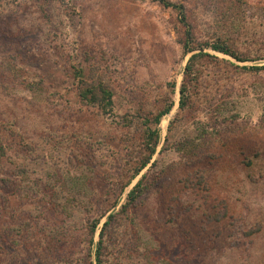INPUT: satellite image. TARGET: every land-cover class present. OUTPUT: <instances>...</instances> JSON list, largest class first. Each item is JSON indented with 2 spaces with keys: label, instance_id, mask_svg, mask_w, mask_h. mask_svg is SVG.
I'll use <instances>...</instances> for the list:
<instances>
[{
  "label": "rangeland",
  "instance_id": "1",
  "mask_svg": "<svg viewBox=\"0 0 264 264\" xmlns=\"http://www.w3.org/2000/svg\"><path fill=\"white\" fill-rule=\"evenodd\" d=\"M166 1L184 6L196 44L220 39L247 61L184 54L177 13L157 0H0V264H96L110 214L102 264H264V70L243 69L264 68V0ZM201 51L217 59L198 63L180 110L185 67ZM72 65L110 81L113 120L129 128L80 102ZM169 100L152 165L131 181L136 118ZM256 152L250 171L242 153ZM142 176L147 190L120 212ZM102 213L92 236L86 221Z\"/></svg>",
  "mask_w": 264,
  "mask_h": 264
},
{
  "label": "trees",
  "instance_id": "2",
  "mask_svg": "<svg viewBox=\"0 0 264 264\" xmlns=\"http://www.w3.org/2000/svg\"><path fill=\"white\" fill-rule=\"evenodd\" d=\"M157 2L162 5L165 8H170L174 10L177 13V17L179 19L180 24L182 25V28L184 29V39L182 40V49L184 54L193 53L196 50L200 49H210L211 51L222 54L225 56H229L233 59H235L238 62H246L247 58L240 57L228 44L221 41L220 39H214L211 42H208L203 45H198L194 41V36L191 31V28L189 27L187 23V15L186 11L183 5L174 4L172 2L166 1V0H157ZM204 59L215 61L217 58L209 53L206 52H197L192 54L187 62V65L184 70V79L179 89V109H183L187 106V103L190 100L191 89H195L197 81L199 80V70L197 69V65L199 62H201ZM245 71L249 72H259L263 71V67L253 66L243 68ZM98 69H95L94 67H89L88 70H85L81 65H72L71 66V79L75 82V90H76V96L79 98L80 102L83 103L87 107H92L97 109V111L105 117L111 118V121L114 123H117L118 125H122L124 128H129L133 121L130 119L125 122H115L114 119V97H115V89L113 85L110 83L109 80L105 78V76H98L97 74ZM33 85L28 84L26 88L28 90H31ZM174 88V84L172 86ZM174 106V102L172 100L166 101L162 103V108L152 117L143 115H138L136 118V129L139 131L140 135L139 138L141 139V143L138 145L139 150L136 154V156L133 158V162L131 164L127 163L125 165V171L130 173V180H134L146 167L149 165H152V160L154 155L157 152V147L160 142V134L158 125L161 122V119L168 115L172 108ZM236 115V114H235ZM234 115V117H235ZM238 118V116L236 117ZM217 132V131H216ZM216 136V135H215ZM249 135L246 134L243 136V143L245 142L247 145L250 146L251 141H249ZM198 143V144H197ZM187 144L199 145L198 140L187 142ZM181 144L177 146V149H181ZM7 149L8 146L5 145V141L3 136L0 133V167L6 161L7 159ZM193 150L189 152V154H192ZM199 154V153H198ZM197 154V155H198ZM260 152H256L252 158L245 155V153H242V156L244 157L243 164L247 169L251 171L252 166H254L255 161H257L258 158H260ZM154 163V162H153ZM154 165V164H153ZM128 168H130L128 170ZM264 175L263 173H259V177L262 178ZM145 176H142L137 183L134 185V187L127 193V201L124 205L121 206L120 212H126L127 209L132 207V205L137 201V199L143 195V193L147 190L146 184L143 183ZM204 177H199V182H196V185L198 186L199 183H203ZM130 182V181H128ZM127 182V183H128ZM5 179L1 176V168H0V185L5 184ZM195 188V187H193ZM204 192H208V188L204 189ZM75 200L72 201L74 203ZM217 203L223 208L222 214L218 218H224L228 214V207L227 202L223 199L217 200ZM117 205V201L114 202L113 208ZM72 206H68L69 208H72ZM65 209V208H64ZM105 213L99 214L96 218L89 217L86 221V227L87 230L90 232V234L93 236L95 232L98 229V226L100 224L101 219L105 216ZM115 215L110 214L106 217V221L103 223L100 232H99V241L96 244V250L94 253V259L96 261V264H102L101 261V251L103 250V243L105 241V238L108 237L107 231L109 232V226L111 221L113 220ZM218 218L215 216H210L209 221L215 222L218 221ZM261 230V226L257 225L251 230H249L245 235L246 237H249L255 233H259Z\"/></svg>",
  "mask_w": 264,
  "mask_h": 264
}]
</instances>
